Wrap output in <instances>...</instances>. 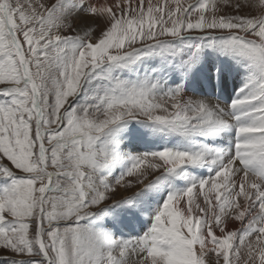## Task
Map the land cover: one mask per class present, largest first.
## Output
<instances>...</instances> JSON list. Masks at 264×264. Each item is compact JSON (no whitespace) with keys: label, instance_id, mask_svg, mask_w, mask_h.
<instances>
[{"label":"snow or ice","instance_id":"snow-or-ice-1","mask_svg":"<svg viewBox=\"0 0 264 264\" xmlns=\"http://www.w3.org/2000/svg\"><path fill=\"white\" fill-rule=\"evenodd\" d=\"M0 264H264V0H0Z\"/></svg>","mask_w":264,"mask_h":264},{"label":"bare ground","instance_id":"bare-ground-1","mask_svg":"<svg viewBox=\"0 0 264 264\" xmlns=\"http://www.w3.org/2000/svg\"><path fill=\"white\" fill-rule=\"evenodd\" d=\"M228 92L230 93L231 91H233V85H232V80L231 78L229 79V83H228ZM142 147H144V145H142ZM126 195V194H125ZM135 230H138L137 225L135 226ZM125 234L126 235H131L132 232L129 229H125Z\"/></svg>","mask_w":264,"mask_h":264},{"label":"rangeland","instance_id":"rangeland-1","mask_svg":"<svg viewBox=\"0 0 264 264\" xmlns=\"http://www.w3.org/2000/svg\"><path fill=\"white\" fill-rule=\"evenodd\" d=\"M97 35H98V32H97ZM232 92V91H231ZM230 92V93H231ZM140 147H142V145H140ZM138 190V189H137ZM126 195H131L132 194V192L131 191H129V192H127V193H125ZM230 227H239V224H230L229 225ZM137 227H138V225H137Z\"/></svg>","mask_w":264,"mask_h":264}]
</instances>
